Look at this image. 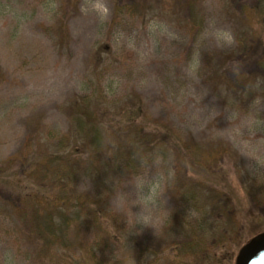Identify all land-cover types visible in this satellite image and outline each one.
Listing matches in <instances>:
<instances>
[{"label":"rangeland","instance_id":"1","mask_svg":"<svg viewBox=\"0 0 264 264\" xmlns=\"http://www.w3.org/2000/svg\"><path fill=\"white\" fill-rule=\"evenodd\" d=\"M188 1L148 0L151 9L134 16L115 15L116 0H71L59 27V0H0V161L31 156L53 134L66 133L68 107L86 92L97 91L118 108L140 102L146 118L168 125L181 140L230 151L220 175L238 202L245 242L264 231V203L241 190H264V79L254 62L228 56L246 18L262 34L264 15L260 0ZM233 73L246 77L243 86ZM172 159L140 161L105 178V192L97 194L125 230L103 247L111 264H147L141 251L162 253L178 237L171 231L176 215L195 217L192 204L171 189ZM83 166L74 189L96 194L99 184ZM225 248L216 251L217 264L234 263L236 247ZM169 254L155 264H171ZM76 257L67 253L65 262ZM0 264H44L2 210Z\"/></svg>","mask_w":264,"mask_h":264},{"label":"trees","instance_id":"2","mask_svg":"<svg viewBox=\"0 0 264 264\" xmlns=\"http://www.w3.org/2000/svg\"><path fill=\"white\" fill-rule=\"evenodd\" d=\"M154 1L157 4L183 2ZM59 2L57 24L62 27L61 17H65L71 0ZM116 2L115 15L125 10L130 15L142 16V11L151 9L148 0ZM257 2L262 7L259 14L264 15V0ZM246 20V30L238 36L236 49L228 58L254 62L264 79V32H255L248 17ZM233 76L236 84L243 86L246 77L235 73ZM99 94L86 92L74 98L68 107L70 121L66 133L53 134L31 156L0 161V210L14 219L19 232L31 245L35 261L111 264L103 257V247L116 234L125 233L124 224L109 212L107 199L97 193L105 192V178L115 171L132 168L131 164L140 161L153 164L156 159L167 156L173 158L171 189L178 193L180 202L192 204L190 210L195 217L176 215L171 231L178 236L177 240L167 241L162 253L152 247L141 251L142 258L147 264L154 259L151 262L155 264L169 252L171 264H217V250L230 249L233 244L238 252L247 242L240 240L241 213L236 208L234 193L220 175V163L230 158V151L222 146L200 150L191 141L181 140L168 125L146 118L140 102L136 103L138 107L129 103L118 108ZM79 164L86 165L84 172H89L99 184L96 194L74 189ZM248 186L243 185L242 192L257 204L264 203L263 188ZM91 234L95 243L88 244ZM67 253L78 257L65 262Z\"/></svg>","mask_w":264,"mask_h":264},{"label":"water","instance_id":"3","mask_svg":"<svg viewBox=\"0 0 264 264\" xmlns=\"http://www.w3.org/2000/svg\"><path fill=\"white\" fill-rule=\"evenodd\" d=\"M264 257V231L250 238L238 250L233 264H259Z\"/></svg>","mask_w":264,"mask_h":264},{"label":"clouds","instance_id":"4","mask_svg":"<svg viewBox=\"0 0 264 264\" xmlns=\"http://www.w3.org/2000/svg\"><path fill=\"white\" fill-rule=\"evenodd\" d=\"M259 264H264V257L261 258Z\"/></svg>","mask_w":264,"mask_h":264}]
</instances>
